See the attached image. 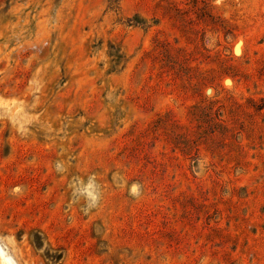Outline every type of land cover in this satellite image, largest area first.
<instances>
[{"label":"rangeland","instance_id":"374dc122","mask_svg":"<svg viewBox=\"0 0 264 264\" xmlns=\"http://www.w3.org/2000/svg\"><path fill=\"white\" fill-rule=\"evenodd\" d=\"M0 256L264 264V0H0Z\"/></svg>","mask_w":264,"mask_h":264},{"label":"bare ground","instance_id":"6f19581e","mask_svg":"<svg viewBox=\"0 0 264 264\" xmlns=\"http://www.w3.org/2000/svg\"><path fill=\"white\" fill-rule=\"evenodd\" d=\"M0 264H10L8 261L5 259V257L0 256Z\"/></svg>","mask_w":264,"mask_h":264}]
</instances>
